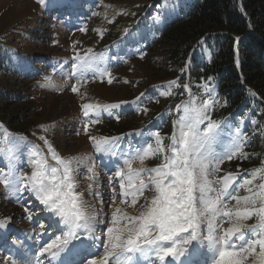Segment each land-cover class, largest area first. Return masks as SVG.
I'll return each mask as SVG.
<instances>
[{"label":"rangeland","instance_id":"rangeland-1","mask_svg":"<svg viewBox=\"0 0 264 264\" xmlns=\"http://www.w3.org/2000/svg\"><path fill=\"white\" fill-rule=\"evenodd\" d=\"M178 1L45 0V4L41 5L37 0H0V60L5 63V71L0 75V136L4 135L5 130L13 134L10 135L8 144L4 145V154L0 155V173L9 171L8 147L14 145L16 159L12 165L16 174L30 175L32 168L28 164V156L33 146L39 144L44 148L41 149L44 155L48 156L47 146L40 139L43 136L61 157L75 156L92 164L94 178L99 179V182H92L93 191H98L101 195L99 198L89 195V173L84 166L80 167V174L77 176L80 184L78 190L83 191L84 199L96 208L101 207L102 199L104 211L110 216L112 189L107 183L108 190L104 193L107 177L101 171L97 172L98 164L93 159L95 149L89 137L120 138L116 145L122 141L119 150L123 151L129 145L138 147L141 139H148L135 135L139 130H159L161 136H170L173 121L182 114L177 112L176 105L190 99L189 91L184 87L186 84L197 105L209 98L215 101L208 115L212 120L220 122L225 132L221 143L214 145L216 152L223 151L224 146L228 145V133L234 132L236 128L240 129V153L230 160L225 159L217 175L210 178L219 179L232 173L237 176L239 183L252 169L260 167L264 161V130L256 129L260 122L251 118H218L221 104L218 103L217 92L202 88L198 90V95L194 94L190 88L194 76L192 64L186 63V72L183 74L175 67L166 65V51L156 47L159 32L168 27L177 14L182 13H166L164 9H173L175 4L172 2ZM185 8L182 6L181 11ZM125 29L128 30L127 34ZM89 49L92 51L89 52ZM77 55H95L101 68L106 67L110 73L111 83L108 82V75L100 78L93 73H88L78 83L71 74ZM45 78H50L55 87L47 86ZM173 80H178L179 83L172 88V95H159V91L167 90V85ZM73 86L77 91L72 90ZM199 86L201 85L195 87ZM141 93L144 95L141 96ZM136 97H140L136 104H121L134 101ZM260 102L264 103V99ZM85 103L121 104V107L113 109L111 117L102 113L99 122L88 125L86 133L85 125H82L83 119H88L83 115L82 105ZM137 105L146 108L147 112H138ZM117 114L120 116L119 120L115 118ZM262 117L257 116L258 121H264V116ZM80 124L83 127L81 132L78 131ZM90 125L98 126L91 128ZM103 154L112 157L109 153ZM160 161L159 156L146 159L143 165L136 161L133 168L156 167ZM118 163H121L120 159L116 164ZM115 171L109 172L108 180L110 176H114ZM259 182L257 179L256 183ZM113 183L118 192L116 179H113ZM7 189L0 184V220L6 221V228L23 226L29 231L49 229L52 232L49 223H44V230L39 227L40 223L36 227L28 223L30 215H37L36 222H40L49 214L43 211V205L27 192L19 199L18 192ZM245 194L247 193L241 190L240 195ZM116 204L119 205V197ZM234 204L235 201H232L229 206ZM128 211L131 212L132 209ZM247 223H255V220ZM36 237L38 238L37 234ZM195 244L193 242L194 246ZM99 248L95 247L93 254L100 260L104 250ZM197 258L202 262L205 257L200 255ZM7 260L3 254L0 255V264H7ZM198 261L195 260V263Z\"/></svg>","mask_w":264,"mask_h":264},{"label":"snow or ice","instance_id":"snow-or-ice-1","mask_svg":"<svg viewBox=\"0 0 264 264\" xmlns=\"http://www.w3.org/2000/svg\"><path fill=\"white\" fill-rule=\"evenodd\" d=\"M37 2L45 4V0ZM74 61L71 74L78 83L88 73L100 78L108 75L111 83L110 73L106 67L101 68L95 55H77ZM45 79L47 86L55 87L50 78ZM178 83V80L169 82L167 90L159 91V95H172L171 90ZM184 87L190 99L176 105L177 112L182 114L173 121L170 136H161L159 130H139L135 135L148 139H141L138 147L129 145L123 151L116 145L120 138L89 137L96 152L118 155L121 160L115 165L114 176L109 177L110 216L104 211L102 199L101 207L96 208L84 199V192L78 190L77 176L84 166L89 173V195H101L93 191L92 164L75 156L61 157L41 136L48 156L34 145L28 156L31 174H16L12 165L16 159L15 146L9 145V171L0 173V184L15 192H27L43 205V211L50 214L49 218L58 227L63 226L59 229L61 234L38 255L47 252L53 260H60L61 254L66 253L60 264H85L83 260H74L69 248L72 241L80 240L88 248L104 250L102 259L98 262L90 259L87 264H156L157 261L166 264L168 258L179 260L181 257H186L181 264H194L200 255L205 257L202 264H264V161L239 183L232 173L211 179L225 159L230 160L240 153V129L228 133V145L216 152L214 145L221 143L225 132L220 122L208 115L215 101L209 98L197 105L189 86ZM205 89L210 91L207 85ZM72 90L75 92L77 88L73 86ZM139 100L140 97H136L134 101L121 104H136ZM121 104H83V115L88 118L84 131L87 133L89 124L99 122L102 113L113 116L112 110ZM136 110L147 112L139 105ZM115 118L119 120L120 116L117 114ZM10 135L5 130L0 136V155L4 154ZM157 156L161 162L156 167L133 168L136 161L143 165L146 159ZM49 158L55 163H49ZM113 179L119 184L118 192ZM241 190L247 194L240 195ZM118 197L119 205L116 204ZM232 201L235 204L230 207ZM249 220L255 223H247ZM0 227H6L5 220H0ZM39 227L44 230V224Z\"/></svg>","mask_w":264,"mask_h":264},{"label":"trees","instance_id":"trees-1","mask_svg":"<svg viewBox=\"0 0 264 264\" xmlns=\"http://www.w3.org/2000/svg\"><path fill=\"white\" fill-rule=\"evenodd\" d=\"M186 2L164 9L182 12L157 38L156 47L166 51V65L184 74L186 63L192 64L190 88L196 95L205 85L217 92L218 118L264 116V0ZM4 64L0 60V75Z\"/></svg>","mask_w":264,"mask_h":264},{"label":"bare ground","instance_id":"bare-ground-1","mask_svg":"<svg viewBox=\"0 0 264 264\" xmlns=\"http://www.w3.org/2000/svg\"><path fill=\"white\" fill-rule=\"evenodd\" d=\"M94 181H98V182H99L98 177H95V178H94ZM100 190H101V189H100ZM100 199H101V198H100ZM94 248H95V247H94ZM94 248L92 249V250H93V251H92L93 253L96 251V250H94ZM100 258H101V257H100ZM101 259H102V258H101ZM97 260L99 261V259H97ZM97 260H96V261H97ZM98 261H97V262H98ZM22 264H24V263H22Z\"/></svg>","mask_w":264,"mask_h":264}]
</instances>
